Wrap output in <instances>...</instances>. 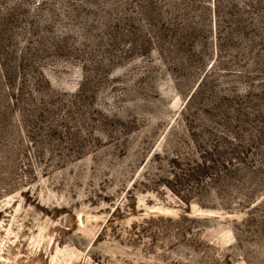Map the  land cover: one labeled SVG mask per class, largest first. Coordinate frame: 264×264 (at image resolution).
Masks as SVG:
<instances>
[{
	"label": "rangeland",
	"instance_id": "rangeland-1",
	"mask_svg": "<svg viewBox=\"0 0 264 264\" xmlns=\"http://www.w3.org/2000/svg\"><path fill=\"white\" fill-rule=\"evenodd\" d=\"M0 264H264V0H0Z\"/></svg>",
	"mask_w": 264,
	"mask_h": 264
}]
</instances>
